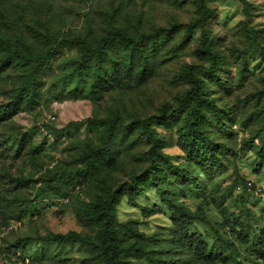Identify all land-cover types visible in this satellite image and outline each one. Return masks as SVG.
<instances>
[{"label": "rangeland", "instance_id": "rangeland-1", "mask_svg": "<svg viewBox=\"0 0 264 264\" xmlns=\"http://www.w3.org/2000/svg\"><path fill=\"white\" fill-rule=\"evenodd\" d=\"M247 28L264 47V0H0V38L33 57L0 46V264H102L48 236H96L86 208L132 181L119 264H264V53Z\"/></svg>", "mask_w": 264, "mask_h": 264}, {"label": "trees", "instance_id": "trees-1", "mask_svg": "<svg viewBox=\"0 0 264 264\" xmlns=\"http://www.w3.org/2000/svg\"><path fill=\"white\" fill-rule=\"evenodd\" d=\"M115 32L124 42H135V39L128 36L125 31L121 29H115ZM247 35L251 45L264 53V47L259 44L255 31L247 28ZM207 45L208 40L206 37H203V45L201 49H199L200 54L206 58L212 59L214 64H216V56ZM0 46L7 50L9 55L15 56L23 62H30L33 59L31 55H26L21 50L13 48L7 40L0 38ZM190 78L193 83L191 94L193 98L198 100L200 106L203 103L201 88L204 82L192 72L190 73ZM191 116L193 117L192 119L198 120L200 117V112L194 108ZM187 128L190 135L198 136L201 134L196 124L191 120L189 121ZM144 129L148 139L152 141L153 147H157L160 141L154 136L147 122L144 124ZM140 184L141 183L132 181L128 183L127 189L123 186H119L116 189V192L110 197H99L94 203L88 205L85 212L90 217V219L93 221L102 222V226L99 228L96 236L84 235L77 231H70L66 234H50L48 239L52 241L79 243L96 251L102 258V264H119L126 250L119 244V233L117 229L118 224L115 217V207L120 202L121 197L124 195H127L129 199L133 200L137 195L136 189L139 188Z\"/></svg>", "mask_w": 264, "mask_h": 264}]
</instances>
